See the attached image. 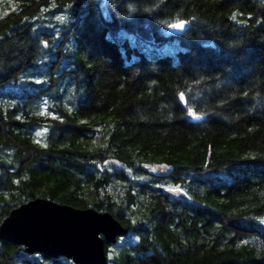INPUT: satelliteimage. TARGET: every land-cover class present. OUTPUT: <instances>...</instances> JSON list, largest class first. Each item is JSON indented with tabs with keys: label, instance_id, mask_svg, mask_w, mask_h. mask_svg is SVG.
<instances>
[{
	"label": "trees",
	"instance_id": "1",
	"mask_svg": "<svg viewBox=\"0 0 264 264\" xmlns=\"http://www.w3.org/2000/svg\"><path fill=\"white\" fill-rule=\"evenodd\" d=\"M99 2L0 0V223L43 196L127 228L107 264H264V0Z\"/></svg>",
	"mask_w": 264,
	"mask_h": 264
},
{
	"label": "water",
	"instance_id": "2",
	"mask_svg": "<svg viewBox=\"0 0 264 264\" xmlns=\"http://www.w3.org/2000/svg\"><path fill=\"white\" fill-rule=\"evenodd\" d=\"M110 0H100L103 16L111 20ZM188 28L177 30L165 28L166 35H181ZM183 104L186 105V97ZM199 119L189 114L188 120L201 122L205 114L191 108ZM107 162L120 166L118 158ZM158 173H165L168 167L160 164H145ZM167 174V173H166ZM167 191L179 198L189 199L187 192ZM127 228L110 212L95 207H75L67 203L38 196L14 207L0 223V236L20 244L28 252H43L50 257L65 255L77 264H107L106 242L114 243Z\"/></svg>",
	"mask_w": 264,
	"mask_h": 264
},
{
	"label": "snow or ice",
	"instance_id": "3",
	"mask_svg": "<svg viewBox=\"0 0 264 264\" xmlns=\"http://www.w3.org/2000/svg\"><path fill=\"white\" fill-rule=\"evenodd\" d=\"M237 16L238 14L237 13H233L230 17L231 20L233 21H237ZM59 20L63 21L65 19V17L63 16H60L58 17ZM188 24V21L186 20H183V19H180V20H177L175 23H171L168 25V27L172 28V29H177V30H183L185 29L186 25ZM37 83H39V81H37ZM245 95H247V93H245ZM179 99L183 102L185 101V94L183 92H181L179 94ZM188 114L196 119H199V116H197V114L191 109V108H188ZM42 133H37V136H41ZM39 142V141H38ZM46 147V145H44ZM169 191H172V192H177V191H181V189L179 188V186L175 187V188H171L169 189Z\"/></svg>",
	"mask_w": 264,
	"mask_h": 264
}]
</instances>
